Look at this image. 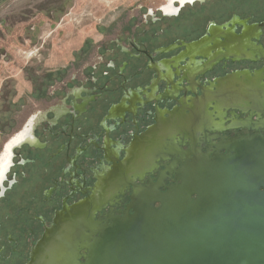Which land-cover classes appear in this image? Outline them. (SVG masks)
Returning <instances> with one entry per match:
<instances>
[{
  "label": "rangeland",
  "instance_id": "rangeland-1",
  "mask_svg": "<svg viewBox=\"0 0 264 264\" xmlns=\"http://www.w3.org/2000/svg\"><path fill=\"white\" fill-rule=\"evenodd\" d=\"M168 1L0 0V157L6 143L17 136L30 115L60 105L68 109L57 126L44 120L33 130L41 141H47L48 148L23 146L15 150L16 165L9 168L7 179L0 184V189L6 187L12 173H17L12 177L17 183L0 205L2 238L16 228L15 223L12 225L14 208H9L10 202L19 200L24 205L29 192L34 191L33 184L40 177L46 159H64L68 135L61 130L68 131L71 124L68 115L75 107L74 97L67 94L82 90L80 105L92 98V94L96 95L87 112L74 121L76 133L80 135L87 130L88 134L81 141L74 138L72 148L86 150L93 142L108 146L101 122L104 123L103 116L110 104L120 102L124 91L130 89L140 95L135 103L136 120H142L138 128L128 122L131 115L127 113V122L118 129L109 126L115 132L108 136L117 141L109 145L107 156L92 149L77 156L86 163L90 161L99 178L152 122L154 114L149 113L155 111L157 117L173 100V95L184 92L186 87L190 89L188 82L205 85L263 66L259 60L236 62L229 58L217 63L212 71H201L203 63L238 45L252 54V34L240 43L241 32L252 29L253 20L264 18V0H205L184 6L175 2L178 12L167 15L162 5ZM222 29L228 33L225 38L222 36L212 45L204 44ZM227 39L235 45H227ZM256 41L264 46L261 37ZM133 45L147 50L153 62L146 56L139 57ZM221 63H225L224 69ZM154 66L160 68L162 80L158 81ZM137 84L142 87H136ZM106 85L112 91H106ZM100 91L102 94L98 95ZM48 116L49 121L54 120V113ZM61 146L63 150L57 154ZM28 157L40 159L41 166H25L22 160ZM41 188L35 193L40 194ZM21 213L17 222L24 221L27 215L26 211ZM10 250L4 253L6 257H10Z\"/></svg>",
  "mask_w": 264,
  "mask_h": 264
},
{
  "label": "water",
  "instance_id": "water-1",
  "mask_svg": "<svg viewBox=\"0 0 264 264\" xmlns=\"http://www.w3.org/2000/svg\"><path fill=\"white\" fill-rule=\"evenodd\" d=\"M227 78L252 81L264 95L263 66ZM216 82L205 84L210 89L205 95L214 94ZM187 92L203 96L200 88ZM183 93L176 99L182 100ZM176 99L155 118L157 125L148 126L100 175L99 186H106L118 168L124 170L126 159L135 160L144 138L168 129L174 111L186 115ZM205 112L215 116L218 109L210 104ZM202 154L182 163L176 183L166 185L162 178L145 185L133 182L126 210L108 215L105 222L88 210L97 196L83 199L81 215L87 212L90 218H79L77 237L63 242L58 231L57 239L49 241L53 233H48L30 264H264V134L239 137L227 153L212 158ZM79 241L85 253H79Z\"/></svg>",
  "mask_w": 264,
  "mask_h": 264
},
{
  "label": "flooded vegetation",
  "instance_id": "flooded-vegetation-1",
  "mask_svg": "<svg viewBox=\"0 0 264 264\" xmlns=\"http://www.w3.org/2000/svg\"><path fill=\"white\" fill-rule=\"evenodd\" d=\"M196 1L204 2L205 0H169L162 5V10L167 15L176 14L179 9L175 2H179L184 6ZM253 18L256 19V15L255 17L252 15ZM241 33H243L242 37L247 39L249 34H252L254 39L251 45L252 54L245 52L238 45L233 47L234 49H228L227 53L220 52L203 63L204 66L201 71H212L217 63L219 64L220 61L229 58L236 62L241 60L263 61L264 67V46L256 41L261 37L264 43V18L253 20L252 29L250 28V30ZM225 34L228 33L225 32L222 35L223 38L226 37ZM222 36L213 41L209 40L215 42L222 39ZM211 42L207 40L206 44L212 45ZM226 44L229 46L235 45L233 41L231 42L228 39ZM133 47L137 50L139 57L146 56L148 61L152 63L153 56L147 50L137 48L135 45ZM148 55H151L152 61ZM220 66L221 69H224L226 65L221 63ZM155 70L158 72L157 66H155ZM158 74L160 75L159 72ZM108 80L110 79L108 78ZM192 81L188 82L190 89L188 87L184 89L182 100H177V96L173 95V99L175 98L179 102L178 104L182 105L181 108L187 111L186 115L178 117V111H174L173 117L168 123V129L157 131L154 137L146 138L147 140L144 138L145 143L141 147L144 146V148L137 152L135 160L131 162V158L126 159L121 164L124 170L118 168L115 175L105 181L107 185L104 187L98 185L102 179L99 181L100 177L97 178L98 174L94 171L92 163L90 161L86 163L77 156L89 152L91 149L107 156L110 143L106 142L108 146L105 147L102 144L93 145V142L87 150L81 147L76 148L77 153L74 156V150L76 149L72 148V140L79 138L81 141V137H86L88 132L80 135L76 133L74 121L77 118L72 114L68 115L71 122L70 126L68 125V131L61 130V133L68 135L66 144L64 143L65 148L63 147L66 150L64 159L62 158L59 161L54 157V159H46L40 179L35 180L33 184L34 191L29 192V197L24 200V205H21L20 203L23 202L19 200L10 202L9 208L11 210L14 208L12 225L15 223L16 228L13 227V230L4 235L3 238L0 232V263H18L21 259L24 260V264H30L36 247L46 239L48 233H53L49 241L56 238L58 231L63 233L61 235L63 242L73 241L77 237L76 234L74 235L75 228L81 224L79 218L82 216L81 201L83 199H88L93 195L97 196L98 199L95 198L94 205L89 204L88 210H94L95 220L105 222L108 215L122 214L126 210L130 202V196L133 193V182L145 185L149 179L157 182L159 178L160 180L162 178L166 185L176 183V172L180 169L182 163L191 161L195 155L200 156L205 153L212 158L218 152L227 153V146L239 137L264 134V95L261 89H255L252 86V81L241 82L233 78L221 79L220 82H216L218 86L213 90L212 93L214 94L211 96L205 95V93L210 92L209 86ZM111 82L112 80H110ZM198 88L203 92V96L199 97L198 94L190 96L187 94V91H196ZM106 91H112V88L108 86ZM169 98H171V95H169ZM178 104L175 103L173 108H178ZM210 104L215 105L218 109V112L214 113L216 117L205 112L207 105ZM53 109L57 114L66 112L64 106L53 107ZM149 114H154V116L152 122L145 126L146 128L157 125L155 111ZM136 118L137 116L131 113L128 122L138 128V124L142 120L138 121ZM127 119L128 117L117 121V125L114 126L113 130L118 129L119 126L127 122ZM44 120H46L45 111H39L31 115L28 124L19 130L13 140L6 143V148L0 157V183L7 179L9 168L16 165L12 159L15 154V149L12 150L13 147L23 141L37 145L39 141L32 134V128ZM135 121H137V125ZM106 133L107 140L111 139L108 136L109 133ZM61 150H63L62 146L56 150L57 154H60ZM109 156L112 157L111 154ZM25 162L27 167L33 168L34 164L41 166L40 159L37 158L28 157ZM20 163L22 162L20 161ZM20 166L24 165L20 164ZM11 176L15 177L17 173L13 172ZM12 177L6 187L3 185L5 189L3 194L2 188L0 189V205L7 197L8 190L13 189V186L17 183L15 178L13 180ZM97 181L99 182L97 183ZM38 187H42L41 190L39 189L40 194L35 193ZM161 190H165V187L163 186ZM38 199L40 200L37 201ZM21 211H26L25 214L27 215L24 221L17 222L16 219L21 216ZM82 217L86 221L90 218L87 212H84ZM30 223L33 225H30ZM1 227L3 229L2 222H0ZM79 245L80 241L78 242L79 253H85L86 250L81 249ZM10 248V257H6L4 253ZM13 259L14 261H12Z\"/></svg>",
  "mask_w": 264,
  "mask_h": 264
},
{
  "label": "crops",
  "instance_id": "crops-1",
  "mask_svg": "<svg viewBox=\"0 0 264 264\" xmlns=\"http://www.w3.org/2000/svg\"><path fill=\"white\" fill-rule=\"evenodd\" d=\"M223 22V21H222ZM226 22V21H225ZM224 34V30H220L216 35L210 37L209 39L211 41H213L214 39H217L219 36L221 37L222 35ZM208 39L209 42H211L210 40ZM244 37H242L240 39V42L243 41ZM247 39V38H246ZM239 42V41H238ZM206 42H204V44H206ZM172 63L175 62V60H171ZM155 68V66H154ZM158 72L160 73V68L158 67ZM157 72V79L158 81L159 80H162L163 76L158 74ZM153 79V78H152ZM169 81V80H168ZM151 82V81H150ZM113 83V82H111ZM90 84V83H89ZM84 87V86H83ZM88 87V86H87ZM104 87H108V85L104 86ZM136 87L140 88L142 87L141 84H137ZM102 88V91H103V86L101 87ZM84 89V88H83ZM143 90V88H141ZM85 91V90H84ZM102 91H100V93H98V95L102 94ZM124 91V89H123ZM105 92V91H103ZM86 93V91H85ZM73 96L74 97V104H75V107L74 108V112H71L73 116H75V118H80V116H82L83 114H85L87 112V109H88V104L90 105V103L94 102L93 99L94 97L96 96L95 94H92V98H89V99H85V102H84V105H80V103H78L79 100L83 99L82 97V90L81 91H75V92H72L70 94H67L66 96ZM65 98V97H64ZM69 98V97H68ZM96 99V98H95ZM122 100L124 101V103L121 105L122 103ZM140 100V95H136L134 92H133V89H130V91H124V95L122 94V97H121V100L120 102H112L110 104V106L108 107L107 109V112H105V115L103 116L104 117V123L101 122V126H102V132L106 133H114L115 131H113L112 129H109V126H112L114 128L115 124L117 123V121H120L122 119H125L127 118V113L128 115H131V113H134V115H136L137 113V110H136V107H135V103H137L138 101ZM67 101V99L64 100V103ZM61 106V105H60ZM65 107V106H64ZM87 107V108H86ZM114 107V108H112ZM66 108V107H65ZM112 109V110H111ZM67 110L66 109V112L64 113H61V114H57L56 111L53 109V107H50L48 108L47 110H45V118L48 122V125H53L55 126L59 120L63 117H65V114L67 113ZM51 113H54V120L53 121H49V116ZM33 115V114H32ZM70 115V114H69ZM31 115L29 116V118L26 120V122L24 123V125L22 126V128H24L28 122H29V119H30ZM115 121V122H114ZM114 122V123H112ZM110 123V124H109ZM39 124V123H38ZM37 124V125H38ZM36 125V126H37ZM35 126V127H36ZM57 126V125H56ZM35 127L32 128V134L38 139V144L37 145H32V144H29V142H25L23 144H21L20 146H17L15 147L14 149H19V148H22L23 146H30V147H37L38 149H45V148H48V143L47 141H41L39 136L36 135L35 131L33 132V130L35 129ZM131 128H133V126H131ZM87 132V130H86ZM97 135V134H96ZM112 135V134H111ZM111 138V137H110ZM108 138H106V142L109 144H115V142L117 141L116 139L117 138H113L112 137V140L109 139L107 140ZM92 141V140H90ZM24 142V141H23ZM93 142V141H92ZM22 143V142H21ZM16 146V145H15ZM6 147V146H5ZM13 149V150H14ZM15 155L14 154V157L12 159L15 158ZM23 163H26L25 160L22 161ZM13 164V163H12Z\"/></svg>",
  "mask_w": 264,
  "mask_h": 264
}]
</instances>
